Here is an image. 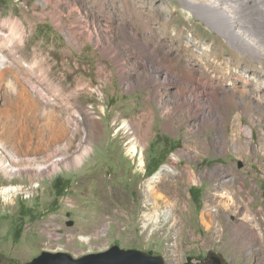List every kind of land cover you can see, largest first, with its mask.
Instances as JSON below:
<instances>
[{"label": "rangeland", "instance_id": "obj_1", "mask_svg": "<svg viewBox=\"0 0 264 264\" xmlns=\"http://www.w3.org/2000/svg\"><path fill=\"white\" fill-rule=\"evenodd\" d=\"M71 1L98 28L84 46L71 44L50 15L36 14L42 0H0V53L12 62L0 69V189L22 187L10 199L0 193V264H22L45 250L78 257L113 244L152 250L166 264H213L214 256L223 264H264L258 241L240 249L204 224L206 198L217 187L253 199L264 222V99L253 100L252 79L228 84L232 72L224 68L218 98H200L199 109L175 83L189 77L190 65L215 74L211 64L231 60L227 38L209 23L218 13L192 11L193 0H128L130 9L123 0ZM62 7L69 22L75 15ZM16 18L23 40L13 30ZM125 121L142 127L144 167L127 150ZM84 149L83 162L68 166ZM38 162L57 166L40 170ZM150 183L160 210L171 207L173 216L147 221L155 212Z\"/></svg>", "mask_w": 264, "mask_h": 264}, {"label": "bare ground", "instance_id": "obj_2", "mask_svg": "<svg viewBox=\"0 0 264 264\" xmlns=\"http://www.w3.org/2000/svg\"><path fill=\"white\" fill-rule=\"evenodd\" d=\"M123 1L128 9H130L131 5L129 1ZM71 2V0H42L44 9L38 10L40 3H37L34 8L36 14L40 16H45V14L50 15L57 27L65 31L71 44L74 46H84L87 41H93L96 39V36L98 35V28L96 23L91 19V14L89 15L87 10L84 12L78 3L74 5ZM65 4H68L69 6L67 15L69 17L75 15V17L70 19L69 22L63 21L65 14L62 5L64 6ZM188 7L194 12L196 11L200 14L203 13L202 15L218 13L219 20L217 21L214 20V18H211L209 23L211 26L218 28L227 38V42L229 43L228 45H230L231 49V60H223L217 56L216 58L220 59V64L210 65V69L212 71H216L215 74H206V71H202L200 68H193L192 65L187 67L190 74L189 77L175 79V83L178 84L177 87L179 89V96L183 98L187 95L188 98L191 99L192 104H196V109H199L198 102L200 98H204L209 103L210 101L211 103L215 102L213 101L214 98H218L217 81L220 78L219 72L224 68L228 69V72L229 70L232 72L231 79L227 82H229L228 84L232 85L233 87L235 83L234 78H242L245 83H249V79H252L255 83V89H252L253 100L261 103L264 99V0H193L188 4ZM169 23H171V21L164 22L165 28ZM22 25L23 22L19 18H16L13 24V30L18 34V36H20L21 40L24 39L23 32L19 33ZM108 30H110V28L106 27L105 32H108ZM164 32L169 34L167 29ZM147 47L149 53L153 55V58L157 59L159 54L155 52V50H153L149 44L146 45V48ZM210 51L212 54H214L213 50H203L202 54H210ZM244 55H247V58L242 64L239 62V57ZM247 60L249 62H247ZM158 61H160V59H158ZM11 63L12 62L10 59H8L3 53H0V69L8 64L11 65ZM259 64H261V66H259ZM24 65L27 66L25 63ZM166 73H168V70H166ZM183 104L184 103H182V105ZM249 105L250 104L245 105L246 110L250 108ZM121 128L124 129V134H128L129 137L125 143L128 152L132 156H137L139 161L138 165L144 167L146 164V159L144 154L145 147L142 146L144 134L141 125L139 123L136 125L135 122L128 124L125 121L124 124L121 125ZM145 135L147 136V133ZM84 150L81 155H78L75 160L68 163L67 165L71 166L73 163L76 164L83 162L84 154L88 152ZM17 159L20 161L21 157H17ZM0 164H3L1 159ZM29 166L30 165H24L22 167L26 168ZM56 166L57 165H54L53 163L49 165L41 162L34 163V167L40 170H44L46 168L55 170ZM163 170H165V168H161L155 172L150 177V180L159 178L163 173ZM192 176H194V174L191 173V177ZM149 185L150 187L148 190H146V195L148 201L151 198L155 199L154 202L149 203L155 209V212L154 214L147 213L145 215V217H148L147 221H150L155 217V219L159 220L161 215L173 216L171 207L164 208V211L160 210L162 208V204H160L159 200H161L162 197L154 190V187L151 186V183ZM240 186L245 188V181H242ZM21 189L22 187L19 185H6L0 189V193H3L6 199H10L17 192H20ZM179 193L176 192L172 195V197L176 200H179ZM233 193L243 195L241 191H234L232 187H223V189H218L217 187L214 189V193H210L208 195L206 198L204 213L207 212L209 218L208 220L204 221V224L208 228H214L215 234H219L220 237L227 234L232 241H236V245L240 247V249L248 248L254 241H258L259 246H261L264 250V222L262 217H260L261 210H256L253 207V199L251 201H247L246 199L243 201L239 199L236 200ZM163 202V204H165V201ZM223 213H227L229 218L226 223L221 219V215ZM240 214L242 215L238 217ZM146 225L147 224H145V226Z\"/></svg>", "mask_w": 264, "mask_h": 264}, {"label": "water", "instance_id": "obj_3", "mask_svg": "<svg viewBox=\"0 0 264 264\" xmlns=\"http://www.w3.org/2000/svg\"><path fill=\"white\" fill-rule=\"evenodd\" d=\"M5 264V263H3ZM22 264H166L162 254L138 248H125L113 244L105 250L89 252L81 256H74L67 251H43L39 256ZM213 264H223L217 256L213 257Z\"/></svg>", "mask_w": 264, "mask_h": 264}]
</instances>
